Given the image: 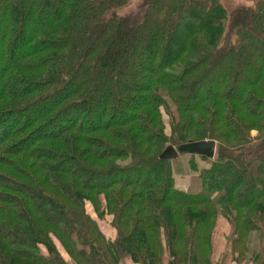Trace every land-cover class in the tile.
I'll return each mask as SVG.
<instances>
[{
    "label": "trees",
    "instance_id": "1",
    "mask_svg": "<svg viewBox=\"0 0 264 264\" xmlns=\"http://www.w3.org/2000/svg\"><path fill=\"white\" fill-rule=\"evenodd\" d=\"M128 2L0 0V264H216L219 216L264 264V0ZM208 139L187 193L161 154Z\"/></svg>",
    "mask_w": 264,
    "mask_h": 264
},
{
    "label": "rangeland",
    "instance_id": "2",
    "mask_svg": "<svg viewBox=\"0 0 264 264\" xmlns=\"http://www.w3.org/2000/svg\"><path fill=\"white\" fill-rule=\"evenodd\" d=\"M220 1L229 10H231L235 7L244 5V3L238 4L240 0H220ZM141 2H142V0H129V2L126 5L118 8L117 12L119 14H125V13H129L131 11H134L135 9H137L139 7ZM254 2H251L250 4L247 3L246 5H248V6L253 5ZM253 134H255V132H253ZM192 155L198 156L195 154L183 152V153H179L177 155V157L170 159L175 186L178 188H180V186H182L183 182L187 181V178L192 173V170H191L190 164H189V160H190ZM186 191H187V193H190V194H197V193L203 192V189L198 190V187L194 186L193 188H191V190H189V188L187 187ZM206 195H208V194H206ZM210 196L215 201L219 200V197L214 195V193ZM220 196H222V193H220ZM86 210L91 214V216H93L95 219H97V215L94 212L92 204L88 201L86 202ZM98 223L100 225L101 230L107 236V238H109V239L115 238L116 232H115V229L113 228V226L111 225V216L110 215H106L103 219H98ZM230 233H231L230 225L227 223V221L223 217L219 216L218 220L216 222L215 228L213 230V240H212L213 241V255L212 256H213V260L216 264H235L234 262H232L231 255L229 253V251H230L229 247L230 246H229L228 240L230 237ZM249 238L250 239L248 242V244H249L248 257L251 256L255 252H259L261 249V243L259 242L258 234L256 231L251 232ZM57 245L59 246L58 243H57ZM59 249L61 250L64 257L66 259L70 260V258L67 256V254L60 247H59ZM41 250L44 253H46V250L43 246H41ZM126 260H128V261H126ZM125 261L126 262H123L122 264H136V263H133L132 261H130V259H125ZM250 262L246 260V262H244V263L245 264H251Z\"/></svg>",
    "mask_w": 264,
    "mask_h": 264
},
{
    "label": "water",
    "instance_id": "3",
    "mask_svg": "<svg viewBox=\"0 0 264 264\" xmlns=\"http://www.w3.org/2000/svg\"><path fill=\"white\" fill-rule=\"evenodd\" d=\"M216 150V141L212 139L202 141H191L180 145L178 148L168 146L161 154L162 159H172L179 153H190L207 158H214Z\"/></svg>",
    "mask_w": 264,
    "mask_h": 264
},
{
    "label": "crops",
    "instance_id": "4",
    "mask_svg": "<svg viewBox=\"0 0 264 264\" xmlns=\"http://www.w3.org/2000/svg\"><path fill=\"white\" fill-rule=\"evenodd\" d=\"M255 0H240L238 4L240 3H244V5H246L247 3H251L254 2ZM243 5V4H242ZM194 186L198 187V190L203 189V184L201 179L199 178L198 175L196 174H191L188 178L187 181L182 183V186H180V189L182 190H187V187L189 188V190H191V188H193ZM214 195H216L217 197L219 196V193H215ZM107 237V236H106ZM128 261V260H126ZM124 261V262H126ZM131 261V260H130Z\"/></svg>",
    "mask_w": 264,
    "mask_h": 264
}]
</instances>
